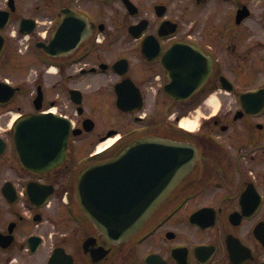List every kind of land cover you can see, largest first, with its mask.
Returning <instances> with one entry per match:
<instances>
[{
	"label": "flooded vegetation",
	"instance_id": "obj_1",
	"mask_svg": "<svg viewBox=\"0 0 264 264\" xmlns=\"http://www.w3.org/2000/svg\"><path fill=\"white\" fill-rule=\"evenodd\" d=\"M228 2L231 23L216 25L185 24L162 1L0 0V264H264V0ZM52 109L76 134L57 165L28 169L16 121ZM148 135L176 145L124 152ZM162 155L187 172L117 236L104 223L152 204ZM111 160L115 177L86 176L100 200L81 203L80 173Z\"/></svg>",
	"mask_w": 264,
	"mask_h": 264
},
{
	"label": "water",
	"instance_id": "obj_2",
	"mask_svg": "<svg viewBox=\"0 0 264 264\" xmlns=\"http://www.w3.org/2000/svg\"><path fill=\"white\" fill-rule=\"evenodd\" d=\"M62 27L65 26L63 22ZM62 27L60 29H62ZM71 123L68 119L60 115H55L51 112L33 114L20 119L16 123L15 129V141L16 147L19 152L20 158L27 168L35 171H44L53 165L59 163V161L64 156V149L67 140V135L70 131ZM74 132V130H73ZM142 142L144 146L156 148L154 145L159 146H170L167 142H157L149 141ZM134 145H130L124 151L133 152ZM141 149L139 151L145 150ZM151 150L146 149L149 153ZM151 152H155V149ZM162 152V151H159ZM155 154V153H153ZM160 158V157H159ZM154 160L158 157H153ZM166 161V158H163ZM116 163L115 161L100 163L89 167L85 172H83L79 177V184L77 188V198L83 203L87 198L100 200L101 191H87L86 190V176L87 175H97L100 170H104V176L108 178L115 177ZM103 175V174H101ZM162 175V174H161ZM163 179L166 182H162L160 177L156 174L153 176V191L152 194V204L144 208V213L140 215L135 221H125L123 219H117L116 222H106L105 226H116V235L123 237H129L132 235L137 228L142 224L144 219L149 215L156 205L169 194L174 183L179 179V176L172 173H163ZM113 185L112 189L106 188L104 190V195L106 200L114 199L116 195V182L111 183ZM161 186V187H160ZM121 217H132L131 215L123 214Z\"/></svg>",
	"mask_w": 264,
	"mask_h": 264
},
{
	"label": "rangeland",
	"instance_id": "obj_3",
	"mask_svg": "<svg viewBox=\"0 0 264 264\" xmlns=\"http://www.w3.org/2000/svg\"><path fill=\"white\" fill-rule=\"evenodd\" d=\"M159 1L166 2L172 8L173 14L183 15L185 24L195 23V19L199 24L231 23L232 14L227 11L231 5L226 0H143L150 5ZM82 147L86 149L84 144Z\"/></svg>",
	"mask_w": 264,
	"mask_h": 264
},
{
	"label": "bare ground",
	"instance_id": "obj_4",
	"mask_svg": "<svg viewBox=\"0 0 264 264\" xmlns=\"http://www.w3.org/2000/svg\"><path fill=\"white\" fill-rule=\"evenodd\" d=\"M213 100H214V97H211V98H210V101H213ZM198 115H199V114H197L196 116L198 117ZM197 117H196V118H197ZM196 118H194V119H190V118H184V119H181V124H182L183 126L194 127L195 124H196ZM113 141H114V139L112 138V139L108 140L107 142H105V143H103V144H100V145L98 146V149H102L106 144H111Z\"/></svg>",
	"mask_w": 264,
	"mask_h": 264
}]
</instances>
